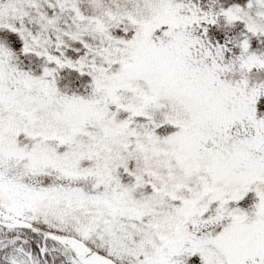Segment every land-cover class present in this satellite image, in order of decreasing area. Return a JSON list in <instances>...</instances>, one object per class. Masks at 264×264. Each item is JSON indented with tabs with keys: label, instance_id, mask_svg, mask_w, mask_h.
<instances>
[{
	"label": "snow or ice",
	"instance_id": "obj_1",
	"mask_svg": "<svg viewBox=\"0 0 264 264\" xmlns=\"http://www.w3.org/2000/svg\"><path fill=\"white\" fill-rule=\"evenodd\" d=\"M0 264H264V0H0Z\"/></svg>",
	"mask_w": 264,
	"mask_h": 264
}]
</instances>
